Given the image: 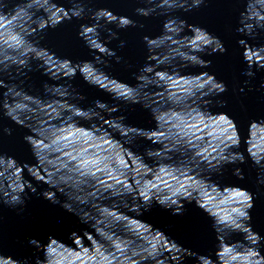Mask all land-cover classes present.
I'll use <instances>...</instances> for the list:
<instances>
[{"label":"clouds","instance_id":"9594fccd","mask_svg":"<svg viewBox=\"0 0 264 264\" xmlns=\"http://www.w3.org/2000/svg\"><path fill=\"white\" fill-rule=\"evenodd\" d=\"M141 2L150 6L136 8V15L149 18L158 13L165 19L158 36L142 38L149 55L144 66L135 75L136 84L129 85L109 77L99 68L100 64L108 67V60L112 58H115L116 63H120L122 59L102 42L101 30L108 25H115L117 30H122L129 27L143 28V24L138 25L133 19L115 15L108 9L91 12L89 18L94 23L81 24L77 36L96 55L92 60L74 63L41 47L40 40L43 36H37L48 29H56L66 21L83 20L91 11L86 10L85 0H71L69 8L58 5L55 0H0V89H5L0 96V114L16 125L30 130L32 134L25 136L24 140L30 145L36 160V165L30 166L27 163L21 164L12 156L0 154V205L17 209L18 214L22 212L31 195L37 194V188L32 183L34 180L37 184L47 186L40 192L43 199L53 205L59 204L66 212L76 215L81 224L87 225L81 232L69 233L66 239L55 235H49L45 241L29 238L27 245L33 249L31 257L5 253L0 248V261L3 264H185L186 261H192V264H264V236L254 232L251 226L253 193L239 186H222L213 179V176L222 175V169L228 165L246 163L244 152L239 151L242 140L235 121L227 113L213 114L211 111L214 106L226 107L225 101H217L215 98L224 94L227 86L208 72L181 74V70L187 67L208 69L212 66V61L203 59L204 56L224 55L227 52L219 37L205 28L189 25L186 20L173 15L180 11L187 13L199 10L206 5V0ZM240 2L243 4V10L239 12L237 19L236 33L241 37L237 40V45L246 65L243 75L250 80L255 78L258 71L264 70V44L248 42L264 37V4L259 0ZM10 4L12 7H9ZM108 33L113 39L118 38L117 32L112 29H108ZM124 45L125 42L121 41L120 47L123 48ZM161 50L163 53H174L167 63L159 62ZM33 62H36L37 68L53 81H71L79 74L86 84L111 95L113 100L125 105L141 104L145 109H150L156 127L158 121L170 124L169 136H165L163 132L159 133V136H164L168 142L153 139V136L157 135L155 131L137 130L126 125L124 116L113 115L119 110L118 106L110 107L108 103L97 100L89 108L79 107L74 101L82 102L85 97L76 92L71 83L44 84L45 97H56L59 93L63 101L61 119L64 122L61 125H67V128L53 133L47 143V137L38 141L35 137L34 118L29 115L36 106L30 108L21 103V99L27 97L47 102L44 98L34 97L19 85L9 84L4 79L12 77L13 70L16 75H23L25 70L31 71ZM53 65L61 70L56 79L50 75ZM161 65L165 67L161 68ZM168 68L172 71H168ZM177 78L179 84L189 86L186 89L187 95L177 111L167 116H158L160 110L157 111L147 102L142 103L146 101L145 93L149 87H156L162 90V93L165 91L163 82H172ZM248 82L246 80L245 84ZM112 84H118L120 90L114 92L109 87ZM261 87H264V83ZM240 91L243 92L244 89L241 88ZM161 101L167 102L163 97ZM206 116L209 123L227 127L220 135L211 134L212 140L204 144L203 136L197 133L203 131L199 125L208 127L205 123ZM81 121L85 122L87 127L83 126ZM103 126H106V131H101ZM87 129H95L97 134L103 132L115 137L129 155L134 153L130 146L137 138L150 141L152 145H161L159 149H146L143 155L134 153L146 166L148 165L145 163V157L169 160L172 154L184 156L183 151H178L181 149H186L191 155L187 157L188 163L180 164L178 170H170L166 166L168 164H160L162 166L159 168V175H169L175 179V184L165 181L161 187L159 183L146 181L141 185L138 179L134 184H130L127 179H122L125 174L112 165L111 153L100 155L98 152L89 151L86 145L89 141H94L95 136ZM3 131L7 135L12 133L10 128H4ZM259 133H264V123L250 122L248 137L243 143L251 162L264 170V135ZM116 136H119V139ZM104 143L108 144L109 148L112 147L110 141L105 139ZM45 151L63 153L67 158L66 162L55 172L50 171L49 162L42 155ZM115 159L120 167H127L122 155H117ZM41 170L44 174H41ZM25 171L32 180L25 178ZM98 174L105 175L107 179H101ZM232 174L239 180L244 179L240 167H235ZM258 182L264 184V180ZM121 185L122 187H119ZM98 194H106L107 198L113 201L131 197L136 203L130 205L129 202L121 200V204L129 212L136 213L137 217L150 210L153 204L170 211L173 216H183L185 202H194L212 221V229L218 241L215 259L213 254H201L183 248L146 222L144 223L152 233L157 237H164V246L157 248L153 244L149 247L141 238L135 236L125 237L122 242H118L122 238L115 234L117 226L121 225L119 221L129 216L120 212L119 205L115 203L112 206L95 203L100 199ZM60 197L64 198L63 202ZM90 202L93 212L77 211L74 207ZM102 210L112 217L103 227L100 226L99 219ZM135 220L140 221L137 218ZM233 234L241 235L242 240L232 241Z\"/></svg>","mask_w":264,"mask_h":264},{"label":"water","instance_id":"95a60500","mask_svg":"<svg viewBox=\"0 0 264 264\" xmlns=\"http://www.w3.org/2000/svg\"><path fill=\"white\" fill-rule=\"evenodd\" d=\"M55 2L65 8L71 6V0H55ZM259 2L264 4V0H259ZM148 6L150 5L142 3L141 0H85L86 10L91 11L85 15L83 20L73 19L70 22L66 21L54 30L48 29L45 33L38 34L37 38L43 36V39L40 40V46L54 52L57 57L70 59L74 63L88 61L92 60L96 54L85 46L84 42L78 38L77 33L80 30L81 24L90 25L94 23L89 18L91 12L103 8L112 11L115 15L127 16L136 21L138 25L143 24L144 27H129L127 29L117 30L115 25H108L102 28V42L106 43L122 59L120 63H116L115 58H112L108 60V67L100 64L99 68L109 77L115 78L119 82L135 85V75L144 66L146 57L149 55L142 42V38L144 36H158L161 33V27L165 19L164 16L158 13L153 14L149 18H142L136 15V8ZM9 7H12V4ZM242 10L243 4L240 0H206V5L202 6L199 10H193L187 13L180 11L173 15L186 20L189 25L207 29L208 32L219 37L227 49L224 55L216 54L203 57L205 60L212 61L210 68L200 69L187 67L181 70V74L195 75L201 72H208L215 75L218 81H223L227 86V91L215 98L217 101H225L227 104L226 107L220 108L214 106L211 108V111L213 114L227 113L235 121L242 140L239 151L244 152L246 163L228 165L222 169V175L213 176V179L222 186H239L253 193L254 207L251 210L252 230L264 236V184L258 182L259 180H264V170L257 168L251 162L245 152V144L243 143L248 137L250 122L257 121L264 123V87H261V84L264 83V70L258 71L255 78L250 80L243 75L246 65L242 61L241 49L237 45V40L241 37L236 33L237 19L239 12ZM108 29L117 32L118 38L113 39L109 35ZM121 41L125 42L123 48L120 47ZM248 42L257 45L264 44V37ZM172 55L174 53H163V50H161L159 62L167 63ZM164 67V65H161V68ZM60 71L56 65H53L50 75H52L53 79H56ZM168 71L171 72L172 69L168 68ZM4 79L7 83L17 84L30 95L42 97L47 102L45 103L35 100V98L27 97L21 99V103L27 104L30 108L34 105L36 106L34 111L30 112L29 115L34 118L33 123L36 126L35 137L38 141L47 137L48 139L45 140L47 143L52 138L53 133L67 128V125H61L64 122L61 119L63 101L59 97V93H57L56 97H45L44 84L71 83L74 90L85 97L82 102L74 101L79 107L89 108L97 100L108 103L110 107L118 106L119 110L113 113V115L124 116V123L126 125L135 127L137 130L155 131L157 135L153 136V139L164 143L168 142L164 136H159V133L163 132L165 136H169V123L158 121L156 127L150 109H145L141 104L125 105L120 101L113 100L111 95L86 84L79 74L71 81H53L44 75L41 69L37 68L36 62H33L31 71L25 70L23 75H16L15 70H13L12 77H5ZM178 80L179 78L172 82H163L165 91L162 93V90L156 87H149L145 93L147 95L145 97L146 101H142V103L147 102L152 107H155L157 111L160 110L157 113L158 116H167L169 113L177 111L179 105L183 103L187 95L186 89L189 87L188 85L179 84ZM246 80L249 81L247 85L245 84ZM101 86L103 87V85ZM109 87L114 92L120 90L118 84H112ZM241 88L244 89L243 92L240 91ZM4 91L5 89H0V96H2ZM161 97L167 100V102L161 101ZM80 123L87 127L85 122L81 121ZM205 123L208 124V127H205L203 124L199 125L203 131L197 133V135L203 136L204 144L212 140L211 134L220 135L227 127L223 124L215 125L209 123L207 116L205 117ZM32 126L34 125H30V127ZM57 126H60V128ZM4 128L12 129L11 135L5 134L3 131ZM106 130V126L101 127V131ZM87 131H92L95 136V140L89 141V144L86 145L89 147V151L98 152L100 155H108L111 153L113 157L112 165L117 167L118 171L125 174L122 179H127L130 184H134L136 179L140 180L141 185L146 181L159 183L161 187H163L165 181L175 184V179L169 175H159V168L162 166L160 164H168L166 166L170 170H178L181 167L180 164L188 163L187 157L191 155L186 149H181L178 151H183L185 153L184 156L172 154V158L169 160H161L159 157L157 159H148L145 157L144 160L148 167L135 154L143 155L146 149H159L161 145H152L150 141L137 138L133 145L130 146L131 151L135 154L129 155L123 150L119 141L110 134L103 132L97 134L95 129H87ZM31 134L28 128L20 127L0 114V154L12 156L21 164L36 165L31 147L24 140L25 136ZM66 134L70 135V133ZM259 134L264 135V133ZM116 138L119 139V136H116ZM105 139L111 142V148H109L108 144L104 143ZM196 142L200 143V141ZM233 151L236 150L233 149ZM42 155L49 162V170L53 172L62 163L66 162L67 159L63 156V153H54L51 151H45ZM117 155L123 156L127 167L119 166L118 160L115 159ZM235 167H240L243 170V180L237 179L232 174ZM41 174H44L42 170ZM98 175L101 176V179H107L103 174ZM25 178L32 180L26 171ZM108 182L113 183V181ZM185 182L187 183L186 180ZM32 183L37 188V194L31 195L22 212L18 214L19 210L0 205V248L5 253L15 254L20 257H31L33 249L27 245L29 238L45 241L49 235H55L66 239L69 233L73 231L81 232L87 228V225L80 223L76 215L66 212L59 204L53 205L40 196V192L47 188L46 185L42 183L37 184L34 180H32ZM119 187H122V185ZM152 191H155V189H152ZM60 198L63 202L64 198ZM121 200L129 202L130 205L136 203V201L131 200V197H122L120 200L113 201L107 198L106 194L100 196V199L95 201V203L108 206H112L115 203L119 205L120 212L129 216L119 221L121 225L117 226L115 234L122 236V238L118 242H122L125 237L135 236L141 238L149 247L153 244L157 248L164 246V237H157L152 233L148 225L144 223L146 222L152 225L154 229L162 231L170 241L182 245L183 248L201 254H213V258L215 259L214 253L218 241L216 233L212 229V221L194 202H185L183 216H173L170 211L153 204L150 210L144 211L142 215L137 217L136 213L129 212L127 208L123 207ZM91 203L82 206L74 205V207L77 208V211L93 212L90 206ZM141 210L143 211V206H141ZM135 218L140 221H136ZM99 219L100 226L103 227V224L112 220V217L102 210V215ZM231 239L232 241H240L242 240V236L233 234ZM0 264H3V262L0 261ZM185 264H192V261H186Z\"/></svg>","mask_w":264,"mask_h":264}]
</instances>
